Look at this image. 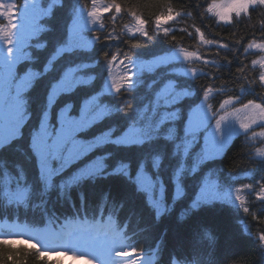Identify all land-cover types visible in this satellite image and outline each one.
<instances>
[{
	"label": "trees",
	"instance_id": "16d2710c",
	"mask_svg": "<svg viewBox=\"0 0 264 264\" xmlns=\"http://www.w3.org/2000/svg\"><path fill=\"white\" fill-rule=\"evenodd\" d=\"M14 1L17 6L27 2ZM47 1L54 2L51 3L52 9L40 19L36 35L27 41V58L19 67L20 70L29 69L40 74L27 94L31 114L27 123L21 126V137L0 149V173L23 171L28 184L32 182L35 190L40 189V181L31 159L32 152L28 150L27 133L41 116L45 91L50 82L58 71L62 72L69 65L90 64L77 71L80 78L75 89L63 95L56 105L71 102L76 107L71 115H79L89 97L99 92L101 97L96 105H89L88 114L96 113L97 107L110 114L84 128L78 137L91 138L109 124L123 125L139 113L143 121L148 114L154 115L150 142L141 146L105 145L101 154L108 155L104 163L109 170L119 161L129 162L133 168L143 155L147 159L152 154H159L162 157L159 171L168 169L167 175H171L180 153L173 149L168 135L180 132L187 112L202 99L206 89H211L206 105L213 113H217L220 105L229 98L239 105L249 100L264 104V84L259 81L261 69L252 64L258 53L247 49L249 43L264 41L263 6L254 7L247 15L233 17L231 22L223 23L207 12V5L214 0H101L111 5L113 2L119 4L121 12H114L113 8L112 13L102 17L100 26L90 33L96 38L93 47L86 52L62 54L50 59L66 36L73 11L77 7H89L92 0ZM169 8L175 19L164 25L168 28V35H164L162 30L156 29L155 19L161 13L166 14ZM133 12L147 22L148 36L136 33V26L131 27L136 25ZM5 23L6 19L0 17V24ZM197 29H200L199 33ZM201 33L205 40L213 43H203ZM220 44L227 47H219ZM183 52L193 53V56L185 59ZM169 54L177 56L154 64L155 57ZM113 55L117 60L112 63L124 73L120 76L126 88L113 96H104L109 74L106 65L107 62L110 65ZM237 69H243V72ZM168 85L172 88L164 90ZM172 113L175 114L172 116ZM255 151L254 143L238 137L221 157L203 161L195 170L192 159L189 162L190 156L186 157V178L181 184L188 193L185 194L187 198L177 199L172 211L159 219H155L154 213L147 209L133 185L115 173L94 183L84 181L81 184L84 207L95 210L103 199L119 220L124 218L121 223H127L126 229L134 232L132 242L137 250L151 249L156 240H161V258L166 261L175 255L178 259L193 260L197 264H264V242L260 240L264 234V200L257 197L264 187V156H256ZM96 152L97 149L92 150L88 157H94ZM172 153L177 154L174 159ZM208 175L215 179L218 194L226 195L224 200L201 205L191 214L179 217L188 211L183 207L187 205L186 199L190 203L196 201L198 188L195 183ZM246 185H252V188ZM71 195L75 199L74 190ZM237 195L243 198V204L235 199ZM51 204L59 213L70 210L67 203L58 205L57 196ZM75 204L77 206L76 200ZM245 208H248L247 212ZM25 215L28 219L40 218L35 212ZM9 256H13V261L8 260ZM0 264L49 263L45 258L38 259L33 249L17 244L12 245L11 251L7 245L0 247Z\"/></svg>",
	"mask_w": 264,
	"mask_h": 264
},
{
	"label": "snow or ice",
	"instance_id": "6c2138e0",
	"mask_svg": "<svg viewBox=\"0 0 264 264\" xmlns=\"http://www.w3.org/2000/svg\"><path fill=\"white\" fill-rule=\"evenodd\" d=\"M97 0H92L93 10L88 12V16L93 18V20L99 18L101 15L109 13L114 8L117 13L121 12V7L115 2L112 3L110 7L105 8H96ZM261 5L264 6V0H228L225 3H216L213 2L207 8V12L214 13L215 16L221 21L231 22L232 15L235 14L236 17H240L241 14H247L250 7ZM17 4L15 2L5 3L4 0H0V17L6 19L5 24H0V39H2L6 45L8 56L3 57V64L6 69L4 79L0 83V98L3 99L5 109L3 112L2 119H0V139L9 141L18 136L24 117L26 115L24 102H23V92L30 85L31 78L29 75H25L22 79L17 77L12 69L17 61L21 59H26L27 54L25 47L29 38L33 37L34 34L39 30V26L36 23V6L35 5H24L23 13L21 14V19L23 23L17 26L15 17H16ZM133 17L136 19V29L135 32L141 34L142 36H148L149 32L146 29L147 22L139 17L136 14L132 13ZM178 16L179 13H176ZM175 19L172 9L169 8L167 13H161L155 19V26L158 31L162 30L164 35H168V28L164 27L169 21ZM198 33L200 29L196 30ZM15 38V39H14ZM175 39V36H173ZM200 39L205 44H212V40H205L203 34H200ZM74 46L81 45L80 32H76V35L73 40ZM219 47H227L226 45L220 44ZM248 49L258 48L261 51H264V44H255L249 43L247 45ZM15 49V50H14ZM183 51V50H182ZM193 53L184 52L185 59H188L192 56ZM125 59H129L125 57ZM117 56L113 55L109 63L115 62ZM123 63V61H121ZM253 65L259 64L261 69H264V58L260 60H253ZM238 72H243V69H237ZM259 81L261 84H264V71H261L259 74ZM73 86V76L69 72L62 82L61 87L68 89ZM116 92L119 93L122 90L121 84L113 85ZM211 89L204 90V97L207 99ZM239 99V97H236ZM231 102V98L226 99L223 104L220 105L221 109L224 108V105H227ZM98 108V107H97ZM243 109H251V114L247 115L246 118L240 122V128L248 130L252 125L260 122L264 125V104L256 103L253 100H249L246 104L242 105ZM240 109H236V112H239ZM100 115L99 111L95 115H86L80 119H73L71 117H65L60 123L59 129L51 128L48 122L42 121L39 129L35 132L31 146L35 150L36 154L39 156L40 166L42 174L47 177L50 182L52 177L58 173L60 168L67 166L73 159L79 157L84 152L89 151L94 144L89 143L87 145H77L75 143V134L84 128L88 127L91 122L98 118ZM227 113L221 115L219 119L216 120V130L221 133L224 131L222 129V123L227 119ZM201 123L200 118L197 117L196 124L197 126ZM232 131L231 128L227 130V134H230ZM138 135V130H134L129 133L128 139L134 138ZM259 135L264 136V127L261 128ZM104 140L98 139L95 141L97 143H103ZM218 139L216 136L213 137V148L218 147ZM59 165V167L57 166ZM160 165V158L155 157L152 161V167L158 168ZM105 168L104 158L97 160L96 162L89 165L81 173L82 176L88 175H97L101 174ZM129 165L127 163H122L118 165L113 171L117 174L128 175ZM143 162L140 165V171H138L136 176V181L139 186L149 194L151 202L157 209V214L164 210V205L158 200L153 199V189L156 185L153 183L152 177H150L144 170ZM183 171V165L177 169L176 176L179 177L180 173ZM78 179V178H77ZM245 187L251 189L252 185H246ZM176 194L177 196L182 195L180 184L176 185ZM13 197L17 200H23L26 196L24 192H15L12 193ZM257 197L260 200H264V187H261L260 191L257 193ZM219 199V194L216 191L202 189L200 197L194 201L191 205L192 208L199 206L200 202H211L213 200ZM237 201L241 204L244 203V200L241 196L237 195L235 197ZM245 212L248 211V208L244 209ZM114 237L119 236L118 229L113 227L110 229ZM55 239H64L66 243H71L73 245H83V246H94L97 247L100 251L101 256L110 258L113 251L116 252V255H122L127 257L128 255H136L137 250L135 248L128 249L126 251L116 250L111 247L115 243V239L108 241L106 238L101 239L99 236L88 238H78L72 233H67L63 226L59 230H52L46 236V242H52ZM260 240L264 242V234L260 236ZM18 241L16 238H0V247L7 245L9 250H12V245L16 244ZM21 245L30 244L32 249H35L37 252V258H48L53 255L51 251H41L37 248V245L31 241H25L23 239L19 240ZM71 253L73 258H76V253L72 249H64L63 252L56 253L58 255H68ZM13 256H9L8 260L13 261ZM104 264H107V259L104 261ZM129 264H136L135 260L129 261ZM140 264H145L144 261H140ZM147 264H151L149 260Z\"/></svg>",
	"mask_w": 264,
	"mask_h": 264
},
{
	"label": "rangeland",
	"instance_id": "374dc122",
	"mask_svg": "<svg viewBox=\"0 0 264 264\" xmlns=\"http://www.w3.org/2000/svg\"><path fill=\"white\" fill-rule=\"evenodd\" d=\"M4 2L9 3V2H15V1L14 0H4ZM213 2L226 4L228 2V0H214V1H211L209 3V5H211ZM25 4L36 6V12H37L36 19H41L48 12L49 7H50V2H48L47 0H29L28 3H24V4L22 3L20 6H17L16 10L18 12L16 11V17H15L16 19L15 20H16L18 27L20 24L23 23V20L21 19V14L23 13ZM110 6H111L110 3L104 2V1H97L95 4L96 8H101V9L105 8V7H110ZM258 6H261V5L250 7V9H252L254 7H258ZM92 10H93V3H91L90 6L87 8H78L77 10H75V12L72 16V20H71L70 25H69L67 37L65 38V40H63L64 43L58 48L56 54H59L63 50H72L75 47H76L75 49H77V48L81 49L82 48V50H88L93 46L96 39H95V37L89 36L88 34H86V32L92 31V30L96 29L97 27H99L100 21L105 14H103L99 18L93 20V18H91L87 15L88 12L92 11ZM113 10L114 9H112V11ZM112 11L109 13H112ZM114 12H116V11L114 10ZM106 14H108V13H106ZM210 14L212 16H215L214 13H210ZM242 15H245V14H241V16ZM233 17H236L235 14L232 15V18ZM215 18L219 20V18L217 16H215ZM232 18H231V20H232ZM219 21H221V20H219ZM222 22L227 23L225 21H222ZM133 26H136V25H132L131 27H133ZM135 29H136V27H135ZM78 30L80 32L81 45L80 46H74L73 40H74V37H75L76 32ZM35 34H34V36H35ZM31 38H29V39H31ZM252 43L264 44V41L252 42ZM0 46H1L0 48L2 49V52L5 54L4 56H8L9 53L7 52V48L9 46L6 45L3 40L0 41ZM248 50H254L255 52L258 53V57L256 60H260V59L264 58V51H261L258 48H251ZM79 52H82V51L80 50ZM72 53L77 54V50H73ZM63 54L64 55H71L70 53H68V54L63 53ZM182 55L184 56V52L182 53ZM176 56H177L176 54H169L168 56H157L153 59V62H154V64H156V63L158 64L159 62L167 61L166 59L175 58ZM192 56H190V57H192ZM256 65L259 66V64H256ZM256 65H254V66H256ZM71 70L74 71L75 68H72ZM261 71H264V69H261ZM113 72L114 73H112V75L110 76V80L107 82V84L105 86L106 92H109V93L110 92H116L115 88L113 87V85H115V84H121L123 86L122 88L126 87V84L123 82L121 76L119 75L118 70L116 68H114ZM168 88L169 87H167V89ZM171 88H172V86H171ZM121 92L122 91H120V93ZM90 97H91V99L88 100L87 102L91 103L92 101H95L96 98L94 95H91ZM205 101H206V99L204 97L202 102L199 105L196 104L194 106V108H192L190 110L188 121H189V126L191 127V129L189 128V130H193V131H197V132H199L201 130L204 131L203 135L201 136V145H203L207 156L211 157V156L218 154L221 151V147H222V144H223L225 138H227L228 136H231V135H235V134L236 135L239 134L240 136L248 137V139L252 143H254L256 146V151H255L256 156H258L260 158L264 156V136L259 135L261 128L264 127V125H262L260 122H258L257 124L252 125L248 130L241 129L239 126L240 122L243 121L247 115L251 114V112H252L251 109H243L242 105H239L237 103V101H235V100H231V102L229 104L224 105L223 109H221V107H220L219 112H217L218 115L215 117V119L216 120L219 119V117L221 115H225L226 113L228 115H227V119L222 123V129L224 131L219 133L216 130V126H215L216 121L211 123V118L213 117V115L207 113L206 109L202 107V106L206 107ZM4 109H5L4 102L0 101V119H2ZM88 109H89V104L86 106V108L83 106V108H82V110L78 116V119H80L83 116L89 115ZM236 109H240V111L236 112ZM99 113L101 115V111H99ZM95 114L96 113L91 114V115H95ZM66 116L71 117L70 115H68V112H64L58 116V124H57L56 128H54V129H59L60 123L62 122V120ZM153 116L154 115L152 113L148 114L147 119H145V121H143L142 115L141 116H132L131 118H129L130 121L125 122L123 125L115 123V125H117V127L121 128L120 129L121 134L118 136H113L109 140H111V142H114L116 144L121 143V144L131 145L133 142H135L137 139H139V135H137L134 138L128 139L129 133L134 131V130H138V134H140L143 131H149L150 132L152 130V128L154 127V122H155ZM197 117H199L200 121H201V123L198 126L196 124ZM95 120H93L92 122H94ZM131 122H136L137 125L131 126ZM229 128H231L232 131L230 134H227V130ZM35 132L36 131H33L31 133L32 138H33ZM214 136L217 137L218 142H219L218 147L215 149L213 148V137ZM93 139L95 141H97L98 139L102 140L103 134L99 133L96 136H94ZM94 140H92L90 138H88V139L75 138V143L77 145H87L89 143L95 144ZM100 145L101 144L98 143L96 146H100ZM93 147H95V146H93ZM87 152H84L83 154H86ZM83 154H81V155H83Z\"/></svg>",
	"mask_w": 264,
	"mask_h": 264
}]
</instances>
